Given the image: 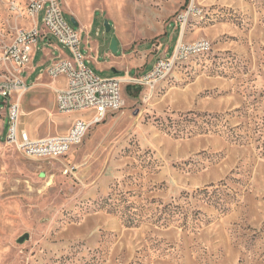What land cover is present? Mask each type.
<instances>
[{
    "label": "rangeland",
    "instance_id": "374dc122",
    "mask_svg": "<svg viewBox=\"0 0 264 264\" xmlns=\"http://www.w3.org/2000/svg\"><path fill=\"white\" fill-rule=\"evenodd\" d=\"M30 2L0 0L1 42L33 27ZM61 2L76 30L94 17L84 55L93 48L108 64L118 39L117 74L88 64L103 79L150 72L180 40L211 49L177 63L154 92L127 86L123 109L61 157L8 145L0 100V264H264V0ZM191 7L202 13L181 38L176 21ZM14 74L0 62V82ZM52 82L11 98L33 139L94 116L60 114Z\"/></svg>",
    "mask_w": 264,
    "mask_h": 264
},
{
    "label": "built area",
    "instance_id": "2783aa9c",
    "mask_svg": "<svg viewBox=\"0 0 264 264\" xmlns=\"http://www.w3.org/2000/svg\"><path fill=\"white\" fill-rule=\"evenodd\" d=\"M44 12L42 30L38 25V16ZM202 11L190 8L180 14L177 23L186 26L189 18L201 15ZM28 16L36 24L30 29L17 32L14 39L5 44L0 41V62L10 64L15 74L0 82V99L9 100V126L6 143L30 158L61 157L73 147L80 145L89 130L125 106V88L141 86L150 92L165 81L179 62L192 55L210 51L209 41L201 40L194 44L178 43L170 60L160 58L153 70L143 75L124 76L103 79L97 76L86 65L87 58L81 51L82 31L74 29L65 19L61 0H31L27 7ZM43 35L53 37L59 45L69 50L71 56L52 64L48 76L52 80L64 78V89L56 90V107L60 114L92 112L90 121L77 120L66 135L32 139L28 132L20 130L19 102H12L14 93H25L28 90L23 74L30 64L33 54Z\"/></svg>",
    "mask_w": 264,
    "mask_h": 264
},
{
    "label": "crops",
    "instance_id": "0c3cea01",
    "mask_svg": "<svg viewBox=\"0 0 264 264\" xmlns=\"http://www.w3.org/2000/svg\"><path fill=\"white\" fill-rule=\"evenodd\" d=\"M35 24H36V21L34 22V25ZM93 24H94V17H93L90 25H88L86 27V29L83 30V29L79 28L82 31V36H83V32H90ZM181 30H182L181 31V38H182L183 29L181 28ZM82 41H83V37H82ZM178 43H177V45H178ZM89 44H90V42L87 41V45H89ZM177 45L173 49L172 54H174ZM81 47H82V45H81ZM88 51L90 54L84 55V56L88 59L86 62V65L89 69H91V68L88 66V64L94 63L97 70H99V71L110 70V71L114 72L115 74H117V64L115 62L116 58H113V54L111 51L105 53V57L107 58L106 61L110 60L108 62V64H99L98 63L97 50L90 48ZM92 53H96V56H93ZM167 53H168V51H167ZM70 56H71V54H70L69 50L62 47L61 45H59L58 42L53 37L48 36V35H43L39 44L37 45V48L33 54V57H32L30 64L27 66L26 71L23 74V78H24L26 84L27 85L39 84L40 82H42L44 80V78H46V77L50 78L48 76V69L52 66V64L58 60L69 58ZM38 58H40L39 61H37ZM91 70L93 72H95L93 69H91ZM146 73H144V74H146ZM52 81L53 82L51 85L55 90L64 89V87L66 85V80L64 78H59L57 80H52ZM0 100H2V99H0Z\"/></svg>",
    "mask_w": 264,
    "mask_h": 264
},
{
    "label": "water",
    "instance_id": "95a60500",
    "mask_svg": "<svg viewBox=\"0 0 264 264\" xmlns=\"http://www.w3.org/2000/svg\"><path fill=\"white\" fill-rule=\"evenodd\" d=\"M72 24L74 27L79 28V24L77 23V21L72 18ZM106 27L108 28L107 31L110 32L111 31V26L109 25V22H106ZM119 42L117 38H114L112 40V44L110 46V51L112 52L113 55H116L119 51ZM3 102V100H1Z\"/></svg>",
    "mask_w": 264,
    "mask_h": 264
}]
</instances>
